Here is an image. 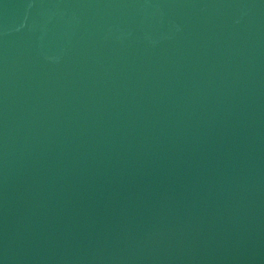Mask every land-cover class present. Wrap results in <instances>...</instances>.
Instances as JSON below:
<instances>
[{
	"label": "water",
	"instance_id": "95a60500",
	"mask_svg": "<svg viewBox=\"0 0 264 264\" xmlns=\"http://www.w3.org/2000/svg\"><path fill=\"white\" fill-rule=\"evenodd\" d=\"M0 264H264V0H0Z\"/></svg>",
	"mask_w": 264,
	"mask_h": 264
}]
</instances>
